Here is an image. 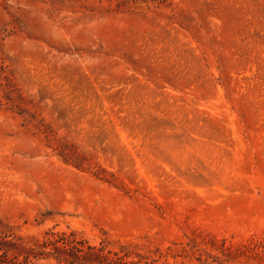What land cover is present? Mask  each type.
Returning a JSON list of instances; mask_svg holds the SVG:
<instances>
[{"label":"rangeland","instance_id":"1","mask_svg":"<svg viewBox=\"0 0 264 264\" xmlns=\"http://www.w3.org/2000/svg\"><path fill=\"white\" fill-rule=\"evenodd\" d=\"M0 264H264V0H0Z\"/></svg>","mask_w":264,"mask_h":264}]
</instances>
